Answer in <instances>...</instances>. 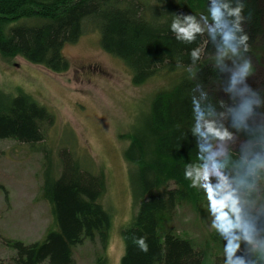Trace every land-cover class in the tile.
<instances>
[{
    "label": "trees",
    "instance_id": "obj_1",
    "mask_svg": "<svg viewBox=\"0 0 264 264\" xmlns=\"http://www.w3.org/2000/svg\"><path fill=\"white\" fill-rule=\"evenodd\" d=\"M238 4L239 19L231 15ZM214 8L222 12L219 21ZM189 17L199 27L190 40L172 27ZM90 25L133 86L161 74L169 78L168 88L152 96L147 113L121 136L128 141L123 157L136 213L120 232V264H264V244L250 245L264 235V208L230 218L235 227L212 230L202 245L161 228L182 204L210 202L207 188L191 183L214 142L231 135L242 143L219 166L229 196H249L264 176L256 160L264 157V0H0V56L63 74L69 69L64 45L77 42ZM227 32L235 37V52L223 39ZM241 35L247 39L237 44ZM177 61L189 68L178 71ZM245 61L248 75L233 82ZM53 122L29 94L0 88V140L33 148ZM58 158V173L46 170L41 189L55 228L37 242L0 238L12 252L8 264H75L74 249L85 243L101 250L92 264H107L111 217L100 204L105 180L83 170L65 148ZM0 192L7 198L2 185ZM230 245L236 247L229 256Z\"/></svg>",
    "mask_w": 264,
    "mask_h": 264
},
{
    "label": "rangeland",
    "instance_id": "obj_2",
    "mask_svg": "<svg viewBox=\"0 0 264 264\" xmlns=\"http://www.w3.org/2000/svg\"><path fill=\"white\" fill-rule=\"evenodd\" d=\"M86 27L77 42L62 49V56L69 63L63 74L52 73L20 57L0 56V88L11 94H29L54 118L53 124L44 130V140L33 148L0 140V185L7 196L0 192V238L37 242L55 228L51 206L43 199L41 189L46 170L52 176L58 173V153L65 148L83 170L102 175L105 180L100 204L109 213L111 225L104 255L107 264H120L124 251L120 232L129 226L136 213L128 164L123 157L128 141L121 136L130 133L135 122L147 113L152 96L168 88L169 78L161 74L142 86H133L122 62L101 49L97 29ZM177 64L178 71L189 68L184 61ZM259 76L264 79V69ZM241 146V141L231 135L214 142L191 185L205 188L211 185L218 197L228 195L219 166L230 150ZM256 160L264 174V157ZM259 183V189L249 196L228 195L230 209L224 211L229 218L247 217L264 208V190L260 191L264 189V176ZM218 184L220 187L216 188ZM217 212L211 202L200 206L192 200L179 206L173 220L164 222L161 228H171L202 245L208 234L218 229ZM261 244L264 235L250 243L252 248ZM100 254V248L90 243L73 252L75 264H92ZM11 255L0 243V264H8Z\"/></svg>",
    "mask_w": 264,
    "mask_h": 264
},
{
    "label": "clouds",
    "instance_id": "obj_3",
    "mask_svg": "<svg viewBox=\"0 0 264 264\" xmlns=\"http://www.w3.org/2000/svg\"><path fill=\"white\" fill-rule=\"evenodd\" d=\"M242 7H243L242 4H238V6L236 8L231 10V15L236 17L237 19H239V14H240ZM221 16H222V12L220 11L219 8H214L212 10V17L214 20L219 21ZM172 27L174 29H176L180 34H182V36L185 39H189V40L192 39V34L194 32L199 31V27L197 26V24L192 22L191 17L187 18L186 25L174 24ZM236 30L238 31L239 28L237 27ZM223 39H224L225 43L228 44L230 47H232V50L235 52V47L232 46V44H231V41H233L235 39L233 33L232 32L225 33ZM246 39H247V37L245 35H241L239 37L238 41H236V42H237V44H244ZM193 55L195 56V53H193ZM248 72H249V64L245 61L243 64H241L238 71L234 74L233 82H235L236 79L242 80L244 77H246L248 75ZM244 110L245 111L248 110L247 105L244 106ZM215 187L219 188L220 184H218ZM207 193L209 195L210 202L213 204L214 207H216L218 209L217 218H216V226L225 232H227L230 229H232L233 227H235L236 225H234L232 223V221L230 220V218L228 216V213L224 211L225 208L230 209V197L228 195H220L218 197V194L213 191V186H211V185H209L207 187ZM138 244L140 245V247L143 250H146L147 246L144 243L143 238H141L138 241ZM235 247H236L235 245H230L228 247L227 252H228L229 256L235 250Z\"/></svg>",
    "mask_w": 264,
    "mask_h": 264
}]
</instances>
